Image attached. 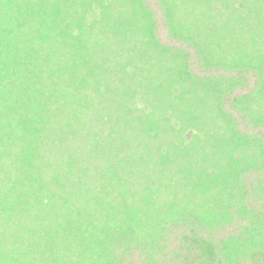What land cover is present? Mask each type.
<instances>
[{
    "label": "trees",
    "instance_id": "trees-1",
    "mask_svg": "<svg viewBox=\"0 0 264 264\" xmlns=\"http://www.w3.org/2000/svg\"><path fill=\"white\" fill-rule=\"evenodd\" d=\"M0 264H264V0H0Z\"/></svg>",
    "mask_w": 264,
    "mask_h": 264
},
{
    "label": "rangeland",
    "instance_id": "rangeland-1",
    "mask_svg": "<svg viewBox=\"0 0 264 264\" xmlns=\"http://www.w3.org/2000/svg\"><path fill=\"white\" fill-rule=\"evenodd\" d=\"M236 116H237V115H236ZM240 122H241V129H245V128L247 127V125H246L245 121H243V120H240ZM248 129H250V130H251V126H249V127H248Z\"/></svg>",
    "mask_w": 264,
    "mask_h": 264
}]
</instances>
